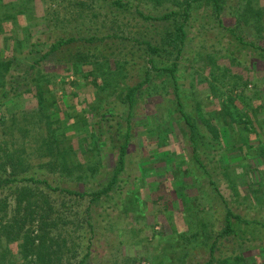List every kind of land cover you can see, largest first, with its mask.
Returning <instances> with one entry per match:
<instances>
[{
	"label": "rangeland",
	"instance_id": "obj_1",
	"mask_svg": "<svg viewBox=\"0 0 264 264\" xmlns=\"http://www.w3.org/2000/svg\"><path fill=\"white\" fill-rule=\"evenodd\" d=\"M113 1L0 0V67L13 61L0 84V148L24 150L38 164L58 128L70 175L55 169L50 179L92 192L108 184L128 145L107 194L52 197L58 218L44 213L42 248L24 257L3 237L0 260L78 264L90 243L85 264H205L216 240L212 264H238L236 254L264 264V156L256 154L264 144V16L246 13L247 0H221L219 10L213 0ZM181 23L179 56L146 49ZM61 38L72 40L52 51ZM144 79L132 106L124 102ZM18 84L21 96L11 92ZM4 91L12 97L2 103ZM88 205L92 233L78 216ZM228 208L241 215V233L218 239ZM15 214L12 203L0 234Z\"/></svg>",
	"mask_w": 264,
	"mask_h": 264
},
{
	"label": "trees",
	"instance_id": "obj_2",
	"mask_svg": "<svg viewBox=\"0 0 264 264\" xmlns=\"http://www.w3.org/2000/svg\"><path fill=\"white\" fill-rule=\"evenodd\" d=\"M215 5L217 6L218 10L221 8V0H213ZM253 0H247L245 11L246 13L253 14L258 19L260 17L264 16V5L259 4H253ZM258 1V0H256ZM114 4H116L119 7H125L130 8V5L128 6L126 3H124L122 0H114ZM171 14H164L160 18H168ZM247 19V17H245ZM257 19V20H258ZM259 27V25H258ZM186 31H185V25L184 23H181L178 25L174 31L167 32V36L163 39L162 46H154L150 42H146V49L153 53H161L162 51H169V50H176L177 56L181 54V49L184 44L185 38H186ZM243 39V38H240ZM70 38H61L57 42H55L52 45L51 50L56 51L61 44L68 43ZM47 53L44 54L41 59L46 58ZM13 61H9L4 63L2 67H0V84L3 85V83L6 82V70H8V67L12 66ZM1 64V63H0ZM171 71L175 70V67L170 68ZM146 80L149 79V69L146 68ZM145 82V79L142 80L137 85H134L128 90L126 97L124 99V102H128L130 106L133 104V99L135 95V90L142 86ZM18 86H15L11 90L13 94H16L18 96H21L20 90L18 89ZM3 99L1 100L2 103L5 102V100L11 99L12 96L9 95L8 92L4 91L3 93ZM15 99V98H14ZM12 99L13 101H15ZM41 102L45 101V99H42L40 97ZM16 102V101H15ZM14 102V103H15ZM48 105H50L49 102H47ZM44 105V103H42ZM231 114V113H229ZM188 124L191 126L192 134L191 138L196 141L197 140V129L196 124L192 122L191 117L186 116ZM218 122V121H217ZM217 122H208V126L210 127L211 132L213 133L215 138H220V129ZM246 123V121H244ZM58 129V128H57ZM57 129H53V136L52 139L50 138L48 141H50L53 146L50 147V155L44 154L41 152V150L38 151L39 154V162L38 164L33 163V159L30 160V157L27 156L25 151H20V149H16L14 152H7L0 148V151L5 152V156L0 158V226L4 223V220L9 213L10 206H12V203L16 205V214L10 219L11 221H14V224H11L12 229H2V233L0 234V240L6 238L7 242H15L17 243L18 250L22 252L25 256L28 257V254H31L34 250H38L42 248V245L45 244L46 241V235L43 231L44 227L46 226L47 222V215L48 217L54 221L58 217L57 215H53L54 210V202L56 200L52 199L54 196H62L65 198L67 195H77L78 197L85 198L87 196H91V201L95 202L99 200L104 194H107L109 190L112 188V185L117 182L118 175L120 172L124 169L126 164V155H127V144L122 145L120 154H119V161L114 169V173L112 175V178L108 182L107 185H105L103 188H100L99 190L95 191H76L71 190L69 188L63 187L60 185L59 180L57 177H53L52 180L50 179V173L52 170L58 171L61 175H59L61 178L63 175H70L66 174L69 170L68 164H66L67 160V153L62 152L60 149L59 143H61V140L59 139L58 135H56ZM204 138V135L201 136ZM58 143V144H56ZM253 145H247L248 148L254 147V144H257L255 142L252 143ZM5 147L7 148L8 144ZM41 152V153H40ZM242 152V149L241 151ZM258 156H264V144L260 142V149L256 153ZM51 158L48 161H45V157ZM245 152H242V155L240 154L238 158L240 159H246L244 156ZM57 165V167H56ZM54 168V169H52ZM54 175V174H53ZM59 177V178H60ZM58 182V183H57ZM263 185V181H261ZM55 198V197H54ZM18 207V208H17ZM91 205L87 206V209L84 210L85 212L83 215L78 212V216H85V220L87 222V226H90L91 233L94 232V224L91 222V214H90ZM21 210L25 212L24 215H21ZM233 219H237V221H234ZM8 221V220H6ZM10 221V222H11ZM236 222V223H235ZM241 222H243L242 217L240 214H237L232 211V209H227V214L225 218V225L224 230L219 234L218 239L222 237H228L229 235H235L239 236L241 232L239 230L241 228ZM12 223V222H11ZM249 223V222H246ZM83 225V223H80L79 227ZM7 226V225H2ZM84 227V226H83ZM15 228V229H14ZM5 234L3 233L4 231ZM257 234L255 233L253 235V238H256ZM217 239V240H218ZM245 239L242 242H246ZM86 242V241H85ZM217 245V241L215 240L213 247H212V258L205 263V264H212L214 259V252ZM33 249V250H32ZM91 245L90 243L87 246H82L81 251V259L78 264H85L87 262V259L89 255L91 254ZM30 252V253H29ZM2 259L1 264L6 263V253L4 255H1ZM261 258V257H260ZM236 261H238V264H248L247 259L243 254H236L235 255ZM3 260V261H2ZM19 264L17 262H10L9 264ZM7 264V263H6Z\"/></svg>",
	"mask_w": 264,
	"mask_h": 264
}]
</instances>
